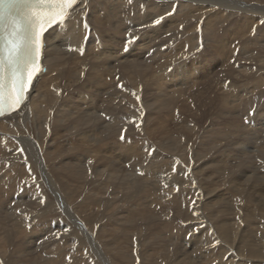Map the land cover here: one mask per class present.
<instances>
[{
  "label": "bare ground",
  "instance_id": "bare-ground-1",
  "mask_svg": "<svg viewBox=\"0 0 264 264\" xmlns=\"http://www.w3.org/2000/svg\"><path fill=\"white\" fill-rule=\"evenodd\" d=\"M168 1L85 0L83 4L78 3L69 23L59 28L54 26L47 31L42 60L44 70L34 80L26 107L23 111L12 114L10 118H0V230L3 233L0 235V247H2L0 252L10 253L6 258L7 264H43L41 261L43 257L46 258L47 264H86L87 258H80L77 262L69 259V255L84 254L81 251L85 250L80 248L83 246L81 245L83 241L76 245L70 240L63 241L61 238L52 237L44 248L36 247L42 238V232L53 231L47 221L39 222V220L49 219L58 225L59 222L54 216L60 215L61 219L62 215L67 213L63 211V206L69 207L82 196L81 202L75 206L79 209H75L78 214L80 213L81 235L92 244L89 246L94 250L97 248L96 239L103 238L105 228L103 229L102 226L100 228L94 226V228L92 224L104 219L105 215L103 217L97 213L88 217L83 213L93 209L95 205L108 207L109 204L113 207L107 211L113 212L121 205L117 202L123 201V195L131 192L139 194L142 189H146L144 182H141L143 179L135 183L129 179H121L120 172L124 170L135 173L142 170L145 180L150 177L152 179L154 173L162 171L165 179L157 182V187H153L151 192L158 193L160 190V193L163 188H169L172 196H160V203L166 204L165 201L178 198L179 200L174 203L183 207L182 210L185 209L188 215V219L185 223L182 221L180 227L176 224L179 232L174 233V238L176 236L178 239L182 238L189 246L198 245L199 248H196L198 253L201 252V245H205L206 251L199 255H202L201 258L207 256L205 260L209 261L211 253L215 254V251L221 249L219 246H214L215 242L212 243L214 233L210 234L206 227L212 221L206 217L208 215L204 216L205 207L201 208L208 206L209 202L206 198L212 199L211 195L216 191L207 190V193L199 195V180L201 176L206 180L205 175L210 173L209 171L222 170L224 163H227V157H234L235 152L227 150L223 153L225 156H221L218 160L216 157L204 161L209 156V152H214L216 149L213 150L212 147L215 145L210 141L211 139L200 140L206 131L198 132V122L206 118L208 110L201 109L199 111L202 112L194 114L197 109L192 107L193 100L188 96L194 98L196 93L193 95L190 90L201 86L203 87L201 91L200 87L197 88L200 97L196 95L199 98L195 96L194 101L200 100V104L206 107L209 99L211 102H208V105L211 108L219 102V97L223 96L221 102L223 101L224 104L217 108L221 111L228 108L225 115L234 113L235 116L239 114L243 118L246 115L250 118L249 109L255 106L253 122L247 124L234 121V127L244 130L243 134L247 136L248 142L258 139L263 133L264 110L261 114L259 107L261 94H264V91H261L264 87V23H261L264 21V0H190L194 3L187 5V10H185L186 6L181 4L182 6L176 8L177 11L173 14L170 13V7L167 8ZM175 1L178 4L181 0ZM161 17L159 24L154 23ZM126 39L130 41L128 52L124 51ZM201 43L203 47L199 50ZM230 60H234V63L228 64ZM221 62L224 64L217 70L216 66ZM212 75H214L213 79ZM245 86L248 87L241 91L240 89H244ZM206 93L207 95H204ZM252 93L253 96L246 98ZM98 96L100 98H97ZM137 96L140 97L139 100L136 99ZM178 100L181 101L180 113L185 114L188 109L195 111L183 121L182 129L178 133L172 136L169 135L171 131L169 134L167 131L161 135L155 134L157 119L160 115L166 114L169 108L173 109L174 103ZM262 101L264 105V98ZM153 116L155 120H152ZM217 118L223 119L224 116L220 115ZM159 124L160 129L167 128L166 124L165 126ZM122 135L125 136L123 140ZM215 135L220 133L216 132ZM147 136L152 141L150 145ZM143 138H147L145 140L148 142ZM154 143L158 146L156 154L149 156L148 152ZM245 144L246 142L235 143L234 147L237 146L235 151L240 153L241 150H245V147L243 148ZM197 146L201 149L204 147L205 153L197 150ZM262 147L260 148L263 152ZM252 153L254 154V151ZM160 154H169L174 160L170 159L171 156L167 158L165 155L162 161L155 162L153 158H158ZM197 159L199 161H196ZM148 167L153 169L151 173L147 172ZM244 171L245 169L239 172L240 175L237 173L233 176L232 181L230 179L231 185L227 186V190L231 194L238 190L232 187V184L239 180H237L238 176L242 175L246 178ZM168 172L171 177L168 176ZM24 178L26 181L22 182ZM92 185L94 188L89 189ZM177 187H181L182 191L175 193ZM111 188L121 195L112 193V197L108 195L103 199L106 191ZM250 189L244 190L245 192L241 194L244 200L242 199L243 204L239 208L243 212L244 204L245 207H249L246 195ZM93 191H95L94 197L90 195ZM64 194L68 197L65 198ZM75 195L77 196L73 199ZM98 195H102V198L97 197ZM225 198L229 199L228 201L231 199ZM41 199L45 201L44 204L40 203ZM185 199L188 201L185 202ZM23 202L24 206L23 204L21 206ZM12 203L14 204L11 205ZM31 206L38 207L37 211H29L27 207ZM23 207L27 211H24ZM39 212L41 213L38 214ZM154 213L159 212L154 211L153 215ZM116 214L118 213H112V215ZM19 216L24 217L20 219ZM67 217L69 220L70 216ZM229 220L233 221L231 225L234 226V234L237 233L234 238L238 239V233L241 234L239 221L246 220L238 215L232 220L230 217H225L217 223L213 220L215 223L213 226L217 229L215 231L219 233L220 230V236L222 229L228 231L229 228L227 230L225 226L229 224ZM59 224L58 227H64L62 223ZM169 224L170 221L167 220L163 225L170 229L172 226ZM94 229L96 234L93 233ZM14 230L15 232H12ZM121 231L118 230V233ZM90 232L92 234H89ZM191 233L194 236H191ZM12 234H15L12 238L26 237L29 240L27 244L33 245L38 253L32 256L33 250L29 247L31 249L29 253L26 247H22L23 243L17 246L10 245L8 240ZM148 238L143 240H149ZM212 244L213 246H209ZM102 245L97 248L99 251L104 249L106 253H111L110 248L105 249L107 245ZM246 246L249 249V257L256 259L260 255L264 256L263 250L257 245L248 246L247 243ZM244 249L248 250L246 247ZM24 252H28V258L24 260H14L11 257ZM120 252L124 256L125 253ZM137 254L139 256V253ZM117 258L116 256L115 259ZM1 260L0 255V262ZM129 260L132 262V259ZM128 263L132 264L130 261Z\"/></svg>",
  "mask_w": 264,
  "mask_h": 264
},
{
  "label": "rangeland",
  "instance_id": "rangeland-1",
  "mask_svg": "<svg viewBox=\"0 0 264 264\" xmlns=\"http://www.w3.org/2000/svg\"><path fill=\"white\" fill-rule=\"evenodd\" d=\"M194 2L193 1H179L178 4H177V1H173V0H169L168 1V7H170V13L173 14L175 11H177V9L179 8V6L182 4V5H185L186 8L185 10L188 9L187 5L189 4H193ZM181 5V6H182ZM217 6H214V8H216ZM177 8V9H176ZM221 8V7H220ZM181 11V10H179ZM248 54H245V56H247ZM88 62V61H86ZM234 63V60L231 61L228 63V64H232ZM224 64L223 62H221V64L217 65L216 68L218 70V67H221V65ZM227 64V65H228ZM232 73V72H231ZM213 76H211V78L213 79ZM197 77V75H196ZM200 78H202L201 76H199ZM208 79V78H206ZM204 80V79H203ZM109 81V79H108ZM199 88V90L201 91V89L203 87L201 86H197V88ZM248 86H245L244 89H240L241 91H244L245 88H247ZM197 88H193L192 90H190L191 92H193L192 94L194 95L195 93V96L198 95L199 96V90H197ZM196 90V91H195ZM195 91V92H194ZM261 91H264V87L261 88ZM156 92V90H155ZM191 94V93H189ZM204 95H207L204 94ZM254 94L252 93V95H247L248 97L246 98H249L250 96H253ZM194 98H192V96H188L190 97L192 100H193V104L195 109H197L195 111V109H188L187 111H185V114L184 113H180V110L181 108L179 109V107H181V101H176L174 103V107L173 109L172 108H169L168 112H166V114H162L160 115V117L157 119L156 121V126L154 127V133L157 134V135H161L163 133H165L167 131V133L169 134L170 131L171 133L169 134L170 136L174 135V133H178L181 129H182V126H183V121L187 118V116L189 117L191 114L190 113H193L194 111V114L195 113H198V112H202V111H199L201 109L204 110H208L207 111V115H206V118L203 119V121H200L198 122V132H205L204 134H202V137L200 140H203V139H211L210 141L211 142H214V145L212 148L214 150V152H209V156L206 157L205 160L209 159V158H216L217 157V160L221 157V156H225L223 153L227 152V150H230V152H235L234 153V157H227L226 159V162L227 163H224L223 165V168L222 170L220 169H217L215 171H209L210 173L206 174L205 175V178L206 180H204V177L201 176V179L199 180V188H198V193L199 195H203L205 193H207L208 191H216V193L214 194L213 192V196L211 195V198L212 199H208L206 198V200L209 202L207 205L208 206H203L201 208H204L203 210L205 211L204 212V216L210 218L209 220L212 221V223L206 225L207 229H208V232L210 231L211 233L210 234H213V240L212 243H214V246H219L221 249H218V251H215V254L211 253L210 255V261L212 259V262H210L209 260H205L207 258V256H203V258H201L202 255H199V253L201 254V252L203 251H206L204 249L205 245H201V252L198 253V251L196 250V248L198 249L199 246L196 245L195 246H189L185 241H183L182 238H179L175 235L179 232V227L182 225V223L186 222L185 220L188 219V215L186 214V210L182 208L179 204H175L174 202L176 200H179L178 198L176 200H170V201H165L166 204H161L160 200H161V197L160 196H172L169 192V188H163L161 190V192L163 191V193H158L157 192H151V189L153 187H157V184L159 182H161L163 180V178L165 179L164 177V174H162L160 172L158 173H154V175H152V179L150 177V179H147L145 180L143 178V173L141 172L142 170H140V172H130L128 170H124V171H121L120 174H121V179L123 180H127L129 179L130 181L132 182H136L138 180H142L141 182H144V185L146 186V189H142V192L140 190L141 193H136V192H131L130 194H125L123 195V201H119L117 203H119V208H117L115 211H107L109 209H111L113 206L111 204L108 205V207H104V206H99V205H95V207L93 209H90L89 211L87 210L86 213H83L84 215L88 216V217H91L93 216L92 214L96 215L97 213H99L101 216L104 217L105 215V220L102 219L100 220L98 223L96 224H92V226H96V228H100L102 226V228L104 229L105 228V232H103V238H97L96 239V247L99 248L101 246V244H103L102 246H104L105 244V249L108 247L110 248V251L111 253H106L107 251H105L104 249H100L101 251H99L97 248H95L93 250V248H91L90 246L92 244H90V242L86 239V238H83L82 235H81V223L79 222V215L80 213L78 214V212L76 211L75 207L78 203L81 202L82 200V196L78 198V200H75L76 202L74 203H71L72 205H69V207H66V206H63L64 210L63 211H66L67 213L65 215H62L63 217H61L60 219V215L58 216H54V219L58 220L59 223H62V225L64 227H58V225H60L58 223V225L54 224V221H50L49 219L47 220H44V218H41L39 220L40 221H47L48 222V226L49 228H51V230L53 229L52 232L50 233H45L42 232V238L40 239V241L37 243L36 247H45L50 240H52V237H54L55 239H58V238H61L63 241H65L66 239L67 240H70L71 242H73L74 244L77 245L78 242H82L80 248L84 249L85 251H81V252H84L83 253H80L81 255H69V259L72 260V262H77L78 259L80 258H87L85 261L86 264H129L128 262L130 261V263L132 264H264V256L262 257V255H260L259 257H257L256 259H254V257H249V249L248 247L246 246V244L248 243V246L250 244H255L257 245L258 247H260L263 251H262V254H264V232L262 233V231H264V220H263V216H264V151L262 152L261 148L260 147H264V131L262 134H260L259 138L258 139H253V141H249L248 142V138L247 136H245V133L244 130H239L237 129L235 126V122H245V118H243V116H240L239 114H235L234 113H227L226 114V111L227 109L224 108L223 111H221V109H218L217 107H220L221 105L224 104V102L222 101L221 102V98L223 96H220L219 97V102L214 105L213 107L210 108V106L208 105V102H211L209 99L207 100L208 102H206V107L205 106H202L200 104V100L198 101H194V99L197 97V99L200 97L196 96ZM262 97H260V112L261 114H263V110H264V105H262L263 103V98H264V94H261ZM102 97V96H101ZM97 98H100V96H98ZM202 98H204L202 96ZM105 101L107 99H104ZM195 102V103H194ZM180 103V104H179ZM197 103H198V106H197ZM196 104V106H195ZM219 104V105H218ZM209 107V108H208ZM255 108V106H253ZM207 108V109H206ZM146 111V110H145ZM173 111V112H172ZM193 111V112H192ZM214 111V112H213ZM188 114H187V113ZM223 112V113H222ZM255 112H256V108H255ZM168 113H170V115H168ZM146 114V113H145ZM144 114V115H145ZM173 114V116H172ZM224 114V115H223ZM232 114V115H231ZM167 115H168V118H167ZM220 115L224 116L223 119H218L217 117H219ZM172 116V117H171ZM217 116V117H216ZM226 116V117H225ZM248 116V115H246ZM245 116V117H246ZM145 116L142 117V119H144ZM171 117V118H170ZM264 117V115H263ZM164 118V119H163ZM178 118V119H177ZM216 119V120H213V119ZM253 116L249 118L250 120V123L253 122ZM180 119V120H179ZM211 119V120H210ZM238 119V120H237ZM152 120H155L154 116L152 117ZM161 120V121H160ZM164 120V121H162ZM167 120V121H166ZM171 120V121H170ZM173 120V121H172ZM231 120V121H230ZM233 120V121H232ZM241 120V121H240ZM159 121H160V124H162L161 126H167L164 127L162 130L159 128L158 124H159ZM181 121V122H180ZM166 122V123H165ZM175 122V123H174ZM218 122V123H217ZM231 122H233L231 124ZM159 124V125H160ZM175 124V125H174ZM248 124V123H247ZM246 124V125H247ZM203 126V127H202ZM217 126V127H216ZM178 127V128H177ZM174 128V129H173ZM206 128V129H205ZM216 128V129H215ZM218 128V130H217ZM227 128V129H226ZM264 128V127H263ZM172 129V130H171ZM176 129V130H175ZM213 129V130H212ZM175 130V132H174ZM230 130V131H229ZM235 130V131H234ZM162 131V132H161ZM165 131V132H164ZM228 131V132H227ZM218 132L220 133V135H215V133ZM223 132V133H222ZM213 133V134H212ZM222 133V134H221ZM227 133V134H226ZM238 133V134H237ZM237 134V135H235ZM216 136V137H215ZM224 136V138H223ZM228 136V137H227ZM148 137V136H147ZM157 137V136H156ZM223 139H222V138ZM125 138V136H124ZM149 138V137H148ZM217 138V139H216ZM238 140H237V139ZM147 139V138H145ZM143 138V140H145ZM149 142H148V141ZM145 140L146 142H148V145H150V143L152 142L151 139H147ZM172 140V139H171ZM170 140V141H171ZM234 140V141H233ZM240 140V141H239ZM258 140V141H257ZM133 141V140H132ZM151 141V142H150ZM173 141V140H172ZM231 141V142H230ZM156 142V141H155ZM239 142V144H244L246 142V146H243V148L245 150H241L240 153H237L235 150H237V146L234 147V144ZM241 142V143H240ZM244 142V143H243ZM218 143V144H217ZM249 144V146H248ZM222 145V146H221ZM262 147V149H264ZM156 148H158V146L156 145V143L152 144V149H150V151L148 152V155L149 156H152L153 154H156ZM198 148V149H197ZM197 150L199 151H202L203 154L205 153L204 151V147L201 149L199 148V146H197ZM207 149V148H205ZM224 149V150H223ZM255 149V150H254ZM219 150V151H218ZM224 151V152H222ZM245 151V152H244ZM254 151V154L252 153ZM256 151V152H255ZM218 152V153H217ZM244 152V153H243ZM262 152V153H261ZM261 153V154H260ZM222 154V155H221ZM241 154V155H240ZM243 154V155H242ZM167 156V158H169V154H160L158 156V158H153V160L155 162H158V161H162L164 156ZM220 155V156H219ZM262 155V156H261ZM213 156V157H212ZM172 158L170 159H173L174 157L171 156ZM237 157H238V160H237ZM242 157V158H241ZM248 157V158H247ZM160 158V159H159ZM233 158V159H232ZM230 159V160H229ZM254 159V160H253ZM174 160V159H173ZM176 160V159H175ZM245 160V162H244ZM263 160V161H262ZM196 161H199L198 159ZM216 161V159H215ZM242 161V162H241ZM184 163V162H183ZM148 163H146L147 165ZM219 164V163H218ZM216 164V165H218ZM226 164V165H225ZM262 164V165H261ZM237 165V166H236ZM240 167H239V166ZM227 166V167H226ZM263 166V167H262ZM234 167V168H233ZM237 167H239L237 169ZM229 168V169H228ZM253 168V169H252ZM255 168V169H254ZM124 169H126L124 167ZM224 169V170H223ZM226 169V170H225ZM228 169V170H227ZM231 169V171H230ZM235 169V170H234ZM244 174L246 175V178H244L245 176H238L237 180L235 183L232 184V187H234L235 189H238L236 190L235 192H232V194L230 193V191L227 190V188L231 185L230 184V179L232 181L233 179V176H235L237 173H239L240 171L244 170ZM153 169L151 167H148V171L149 173H151ZM220 171V172H219ZM225 172H230V173H225ZM141 175H140V174ZM218 173V174H217ZM128 174V175H127ZM156 174V175H155ZM223 174V175H222ZM227 174V175H226ZM233 174V175H232ZM170 175V173L168 172V176ZM232 175V176H231ZM240 175V173L238 174ZM132 176V177H131ZM166 176V175H165ZM172 175H170L171 177ZM230 176V177H229ZM253 176V177H252ZM139 177V178H138ZM176 177V176H175ZM248 177V178H247ZM243 178V179H242ZM253 178V179H252ZM245 179V180H244ZM250 179L249 181H246ZM254 181L252 182L251 181ZM262 179V181H261ZM120 180V178H119ZM26 181V179H22V182ZM202 181V183H201ZM228 181V182H227ZM126 182V181H124ZM158 182V183H157ZM204 182V183H203ZM263 182V183H262ZM247 184V185H246ZM186 185V184H185ZM184 185V186H185ZM243 185V186H242ZM245 185V186H244ZM228 186V187H227ZM144 187V186H143ZM142 187V188H143ZM241 187V188H240ZM254 187V188H253ZM94 186L92 185L91 187H89V189H93ZM216 188V189H215ZM249 188L250 191L249 193L246 195L248 198V201L247 202V205H249L248 209L247 207H245L246 205L244 204V212L241 210V208L239 207H242L241 202L242 201V197H241V194H243L246 190H248ZM242 189V190H241ZM113 191V189H109L106 191V194H104L103 196V199H105L108 195H110L111 197L113 195H111L112 193H118V196H120L121 194L118 192V191ZM139 190V189H138ZM208 190V191H207ZM245 190V191H244ZM153 191V190H152ZM179 191H182L181 187H177V189L175 190V193L179 192ZM174 192V191H173ZM218 192V193H217ZM243 192V193H242ZM95 193V191H93L90 195L92 197L93 194ZM225 193V194H224ZM233 193L236 195H233ZM256 193V194H255ZM65 198L66 196L68 197L67 194H64ZM77 195L73 196V199H75ZM234 196V197H233ZM47 197V195H46ZM97 197H101L102 198V195H98ZM225 197H228V198H231L230 201H228L229 199H226ZM260 197V198H259ZM226 199V200H225ZM239 199V200H238ZM49 200V198H48ZM244 200V199H243ZM262 200V201H261ZM91 202H93L91 199H90ZM188 199H185V202H187ZM234 201V203H233ZM88 202V201H87ZM212 205H209L211 204ZM231 203V204H229ZM14 203H12L11 205H13ZM24 206V202L21 203V206ZM171 204V205H169ZM203 204H205V202H203ZM240 204V205H239ZM162 205V206H161ZM226 205V206H225ZM15 206V205H14ZM12 206V207H14ZM230 206V207H229ZM180 207V208H178ZM219 207V208H218ZM254 207V208H253ZM35 208V209H34ZM177 208V209H176ZM216 208V209H215ZM247 208V209H246ZM253 208V209H252ZM27 209L29 211L31 210H34V212L37 211L38 207H27ZM26 208L23 207V210L24 211H27ZM43 209V208H42ZM79 209V208H77ZM177 212H176V210ZM236 209V210H235ZM218 210V211H217ZM254 210V211H253ZM12 211V210H11ZM69 211V212H68ZM152 213H151V212ZM159 212L158 214H155L153 215V212ZM180 211V212H179ZM217 211V212H216ZM220 211V212H219ZM20 212V211H19ZM61 212V211H60ZM185 212V213H184ZM209 212V213H208ZM213 212V213H212ZM228 212V213H227ZM234 212V213H233ZM240 212V214H239ZM257 212V213H256ZM22 213V212H21ZM41 212H39L38 214H40ZM48 213V212H47ZM112 213H118L116 215H112ZM182 213V214H181ZM208 213V214H206ZM219 213V214H218ZM222 213V214H221ZM224 213V214H223ZM230 213V214H229ZM260 213V214H259ZM48 214H51V213H48ZM47 214V215H48ZM78 214V215H77ZM82 214V215H83ZM218 214V215H217ZM220 214L222 216H220ZM235 214V215H234ZM90 215V216H89ZM181 215V216H180ZM211 215V216H210ZM214 215V216H213ZM239 216L240 218H245L247 222L243 221H239V224H241L240 226V231H241V234L238 233V239H235L234 238V235H237L234 234V229L232 227V223L233 221L230 222L229 220V224L226 227V229L229 230L226 231L225 229H222L221 230V236H223L221 238L220 236V230H219V233L218 231H215L217 230L215 228V226H213L215 223L213 220H215V222H219L221 220H223V218L225 217H230L231 220L234 219L235 216ZM250 215V216H249ZM252 215V216H251ZM25 216V215H24ZM24 216H19V218H23ZM67 216H70L69 220H68V217ZM74 216V217H73ZM76 216V217H75ZM185 216V217H184ZM217 216H220V217H217ZM156 217V218H155ZM175 217V218H174ZM187 217V218H186ZM214 217V218H213ZM223 217V218H222ZM252 217V218H250ZM107 218H110L109 220ZM185 218V219H184ZM212 218V219H211ZM217 218V219H215ZM222 218V219H220ZM254 218H256V220H254ZM43 219V220H42ZM249 219V220H248ZM170 221V224L172 226V228L170 227V229H167V227H165L163 224H166V221ZM217 220V221H216ZM252 220V222H251ZM73 221V222H72ZM102 221V222H101ZM104 221V222H103ZM172 221V222H171ZM183 221V222H182ZM238 221V220H237ZM256 221V222H254ZM113 222V223H112ZM176 222V223H175ZM75 223V224H74ZM77 223V224H76ZM80 223V224H79ZM104 223V224H103ZM105 223H109L108 225L105 224ZM113 225H112V224ZM248 225H247V224ZM254 223V224H253ZM169 224V226H170ZM179 226H177V225ZM244 224V225H243ZM262 226V228H260L259 226ZM79 225V226H77ZM253 225V226H252ZM120 226V228H119ZM177 226V227H176ZM124 227V228H123ZM126 227V228H125ZM165 227V228H164ZM175 227V229H174ZM256 227V228H255ZM258 227V228H257ZM95 228V227H94ZM178 228V229H177ZM1 229V228H0ZM70 229V230H69ZM116 229V230H115ZM137 229V230H136ZM212 229V231H211ZM56 230V231H55ZM65 230V231H63ZM118 230H122L121 232L118 233ZM259 230V231H258ZM262 230V231H261ZM2 230H0V235H2L3 233H1ZM7 231V230H6ZM117 231V232H116ZM125 231L127 233H125ZM137 231V233H136ZM172 231V232H171ZM261 231V232H260ZM11 232V231H10ZM12 232H15L12 231ZM11 232V233H12ZM125 234H124V233ZM169 232V234H167ZM223 232V233H222ZM229 232V233H228ZM60 233V234H59ZM93 233L96 234V230L94 229L93 230ZM192 233H194V230L192 231ZM191 233V236H194L193 234ZM197 233V232H196ZM231 233V234H230ZM19 234V233H18ZM62 234V235H61ZM89 234H92V232H90ZM121 234V235H120ZM126 234H128L126 236ZM139 234V235H138ZM145 234V235H144ZM167 234V235H166ZM173 234V235H172ZM217 234V235H216ZM15 235V234H12L10 235L9 237V243L10 245H15L17 246L18 244H22V247H26V250L29 252L31 251V249L33 250L32 252V256L33 255H36L38 253V250H36L35 248H33V245L31 244H27V242L29 241L26 237L21 239L20 236H17L16 237H13L12 236ZM59 235V236H58ZM132 235V236H131ZM154 235V236H153ZM201 235V234H200ZM208 235V234H207ZM231 235V236H230ZM262 235V236H261ZM65 236V238H64ZM118 236V238H117ZM136 236V238L134 237ZM139 236V237H138ZM256 236V237H255ZM259 236V237H258ZM121 237V238H120ZM127 237V238H126ZM149 237V238H148ZM173 237V238H172ZM226 237V238H224ZM230 237H233L230 238ZM255 237V238H253ZM115 238V239H114ZM133 238H135L133 240ZM141 238V239H140ZM149 239V240H143V239ZM218 238V239H216ZM242 238V239H241ZM245 238V240H244ZM257 238V239H256ZM259 238V239H258ZM261 238V239H260ZM101 239V240H100ZM107 239V240H106ZM137 239V240H136ZM151 239V240H150ZM225 239H228V240H225ZM247 239V240H246ZM16 240V241H15ZM128 240V241H126ZM133 243H131L132 241ZM177 240V241H176ZM224 240V241H223ZM236 240V241H235ZM240 240V241H239ZM244 240V241H243ZM258 240V242H257ZM86 241V242H85ZM122 241V242H121ZM140 243H139V242ZM180 241V242H178ZM219 242V243H216V242ZM228 241V242H227ZM231 241V242H230ZM260 241V242H259ZM89 244H88V243ZM108 242V243H107ZM128 242V243H127ZM144 245H143V243ZM221 242V243H220ZM227 242V243H225ZM247 242V243H246ZM12 243V244H11ZM29 243V242H28ZM84 243V244H83ZM107 243V244H106ZM139 243V245H137ZM225 243V244H224ZM243 243V246H241ZM245 243V244H244ZM87 244V245H85ZM114 244V245H113ZM141 244V245H140ZM223 244V245H222ZM229 244V246H228ZM41 245H44V246H41ZM90 245V246H89ZM110 245V246H109ZM137 247H136V246ZM168 245V246H167ZM171 245V246H170ZM227 245V246H226ZM32 246V247H31ZM80 246V245H79ZM209 246H213L212 245H209ZM225 246V247H223ZM241 246V248H240ZM248 249V250H245L244 248L245 247ZM23 247V248H24ZM31 249H30V248ZM85 247V248H84ZM90 247V248H89ZM113 247V249H112ZM116 247V248H115ZM121 249H120V248ZM135 247H136V250H135ZM139 247V248H138ZM148 247V249H147ZM151 247V248H150ZM164 247L166 249H164ZM2 247H0L1 249ZM119 248V250H118ZM129 251H127V249ZM154 250H153V249ZM177 248V249H176ZM225 248V249H224ZM233 248V249H232ZM35 249V250H34ZM115 249H117L116 251H114ZM124 249V250H122ZM142 249V250H141ZM145 249V250H143ZM148 251H147V250ZM152 249V250H150ZM181 249V250H180ZM213 249V248H211ZM241 249V251H240ZM113 250V252H112ZM150 250V251H149ZM214 250V249H213ZM221 250L223 253H221ZM230 250V251H229ZM244 250V251H243ZM6 251V250H4ZM3 251V252H4ZM89 251V252H88ZM124 254L121 255V252ZM141 251V252H139ZM211 251V250H210ZM226 251V252H225ZM232 251V252H231ZM254 251V250H253ZM28 252H24L22 254H15V255H12V259L16 260H24L26 258H28L27 256V253ZM80 252V251H79ZM86 252V253H85ZM128 252H132V253H128ZM146 252V253H145ZM240 252L243 254V256H246V257H243L242 254L240 255V253L237 255L236 253ZM244 252V253H243ZM256 252V250H255ZM30 253V252H29ZM139 253V256L138 254ZM175 253L176 255L178 256H175ZM178 253V254H177ZM226 253V254H225ZM260 253V252H259ZM3 254V255H2ZM110 254V255H109ZM147 254V255H146ZM218 256H217V255ZM220 254V255H219ZM0 255H1V264H7V259L10 255V253H1L0 252ZM84 255V256H83ZM128 255V257H127ZM141 255V256H140ZM172 255V257H171ZM228 255V256H227ZM234 257H233V256ZM118 257L117 259H115V257ZM122 256V257H121ZM161 256V258H160ZM175 256V257H173ZM213 256V257H212ZM232 256V257H231ZM78 257V258H77ZM110 257V258H109ZM126 257V258H125ZM224 257V258H223ZM227 257V259H226ZM160 258V259H159ZM166 258V259H164ZM176 260H173L175 259ZM232 260H230V259ZM251 258V259H250ZM74 259V261H73ZM120 259V260H119ZM129 259H132V262L131 260ZM222 259V260H221ZM262 259V260H261ZM158 260V261H157ZM179 260V261H177ZM238 260V261H236ZM240 260V261H239ZM244 260V261H243ZM255 260V261H253ZM260 260V261H259ZM13 261V260H12ZM42 263L43 264H47V260L45 257L42 258ZM115 261V262H114ZM120 261V262H119ZM125 261V262H124ZM209 261V262H208ZM134 262V263H133ZM152 262V263H151ZM164 262V263H163ZM204 262V263H203ZM215 262V263H214ZM232 262V263H231ZM263 262V263H262ZM74 264V263H73ZM79 264H83V263H79Z\"/></svg>",
  "mask_w": 264,
  "mask_h": 264
},
{
  "label": "snow or ice",
  "instance_id": "snow-or-ice-1",
  "mask_svg": "<svg viewBox=\"0 0 264 264\" xmlns=\"http://www.w3.org/2000/svg\"><path fill=\"white\" fill-rule=\"evenodd\" d=\"M84 2L0 0V117L10 118L26 107L34 80L44 70L42 51L45 33L53 26L59 28L69 23L78 3ZM161 19H156L154 23L159 24ZM129 45L130 41L126 39L125 52L129 51ZM202 47L201 43L199 50ZM252 115H255L254 107L249 109V116ZM245 123H250L248 116L245 117ZM121 139H124L123 135ZM40 203L44 204L45 201L41 199Z\"/></svg>",
  "mask_w": 264,
  "mask_h": 264
}]
</instances>
